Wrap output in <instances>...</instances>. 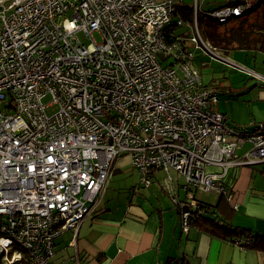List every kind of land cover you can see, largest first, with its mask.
I'll use <instances>...</instances> for the list:
<instances>
[{
  "label": "built area",
  "instance_id": "obj_1",
  "mask_svg": "<svg viewBox=\"0 0 264 264\" xmlns=\"http://www.w3.org/2000/svg\"><path fill=\"white\" fill-rule=\"evenodd\" d=\"M254 1L228 0L204 16L226 23ZM196 3L190 23L175 0H0V261L18 264L24 249L33 264H54L55 238L94 211L120 155L142 187L166 173L159 183L185 208V230L199 205L191 189L233 202L208 166L264 162V122L231 125L214 109L217 89L202 82L196 49L228 60L203 39ZM172 171L193 202L179 200Z\"/></svg>",
  "mask_w": 264,
  "mask_h": 264
},
{
  "label": "crops",
  "instance_id": "obj_2",
  "mask_svg": "<svg viewBox=\"0 0 264 264\" xmlns=\"http://www.w3.org/2000/svg\"><path fill=\"white\" fill-rule=\"evenodd\" d=\"M227 2L228 0H225L223 4ZM182 7L183 10L187 6ZM185 30L187 31L188 27ZM208 39L210 40L211 37ZM202 54L203 52L198 51L195 58V65L200 67L201 73L203 67L199 59L202 58ZM227 60L226 62L233 63ZM257 78L262 82L259 91L264 97V78L258 76ZM251 79L252 77L247 79L242 88H247ZM219 84L221 89L236 94L237 89L230 87V84ZM211 85H215L214 88L218 91V102L214 105V109L224 114L228 123L253 130L255 124L264 122V114L259 115V119L249 120L244 112L220 110L217 107L220 101L218 82H210L209 86ZM249 148L250 144L247 143L237 149V154L242 156ZM207 172L220 174L218 180L227 187L229 194L233 196V202L238 204L237 208L224 195L203 191L218 195V198L205 195L200 199L197 198L196 192L202 190L191 189L195 201L214 205L212 207L215 211L214 215L217 214L216 218L219 222H230L251 229L255 235H264V162L254 165H234L225 173L222 167L210 165L207 167ZM171 174L179 200H184V203L193 202L185 190L184 178L180 174L182 178L179 175L174 176L173 171ZM153 176V185L142 187L140 172L132 166L130 156L120 155L114 162L107 188L94 211L85 218L78 230L66 229L55 238L51 262L54 264H264V238L259 240V246L254 247V244H251L243 248L236 244L235 238L226 239L223 234L212 233L207 229L209 227L207 223L201 225L193 221L190 222L188 230H185L182 222V212L185 208L176 205L172 199L173 195L163 189L159 183L166 173L163 170H155ZM190 208L196 210L193 206ZM205 214L208 215L209 212Z\"/></svg>",
  "mask_w": 264,
  "mask_h": 264
},
{
  "label": "rangeland",
  "instance_id": "obj_3",
  "mask_svg": "<svg viewBox=\"0 0 264 264\" xmlns=\"http://www.w3.org/2000/svg\"><path fill=\"white\" fill-rule=\"evenodd\" d=\"M199 3L200 9L202 10H213L217 6L223 4L225 0H197ZM203 1V2H202ZM175 5L177 7L181 6H187V7H193L195 8V5H197L196 0H175ZM262 11V7L256 8L251 11V13L248 15L251 19H249V22L257 21L259 20L260 13ZM208 19V20H207ZM207 23H216L214 19H210L207 17ZM234 23V22H233ZM203 24V22H202ZM232 23H228L229 26ZM219 27V34H222L223 30L227 27L226 24H220ZM200 27V24H199ZM204 28V30H202ZM203 28L200 27L201 33L204 32L203 39H207L206 32H214V27L207 26L206 23L203 24ZM186 29V26L182 27H176V33H184ZM224 36V35H223ZM221 35V37H214L213 33L210 35L211 41L214 45H216L218 48V51L224 55V59H229L233 63L236 64L241 68H237L235 65H232L229 62H226V60H222L216 57H212L207 51L204 49H199L202 54V58L199 60L202 64V81L205 84H209L210 82H218V90L220 92V101L217 105V107L224 111L227 109H231L234 112H244L246 117L248 119H259V115L264 114V97L260 94V82L261 80L257 78L258 75L264 76V52L261 50L256 49H233L229 48V51H225L222 49L223 47H231L235 46L232 43H228L226 39H224ZM94 37L97 39V41H100V35L97 33H94ZM78 38L83 43H89L90 40L88 37H86L83 33L78 34ZM207 41V40H206ZM196 67L200 70V67L196 65ZM251 70V72H249ZM255 72L260 74H255ZM253 74V75H252ZM252 77L250 80V84H248L247 88H242V85L246 83V80ZM259 77V76H258ZM257 82V84H255ZM219 83H222V85L228 83L230 84V87H234L237 89L236 94L227 91L226 89H221V85ZM253 84H255L253 86ZM262 84V82H261ZM252 85V87H251ZM249 91H252L249 93ZM44 103H48L50 101V96L45 97ZM216 107V109H217ZM56 110V107H50L48 108V112H53ZM136 174V172H132ZM132 173L130 175L132 176ZM174 176H178L179 174L175 171H173ZM180 176V175H179ZM181 177V176H180ZM182 178V177H181ZM153 185V184H152ZM150 187V186H149ZM197 198L202 199V196L207 195L208 197L214 196V199L218 198V195H212V193H203V191H197L196 192ZM0 264H7V262L0 261Z\"/></svg>",
  "mask_w": 264,
  "mask_h": 264
},
{
  "label": "trees",
  "instance_id": "obj_4",
  "mask_svg": "<svg viewBox=\"0 0 264 264\" xmlns=\"http://www.w3.org/2000/svg\"><path fill=\"white\" fill-rule=\"evenodd\" d=\"M232 3H238L241 0H231ZM254 5L252 6L251 9H248L245 14H243L242 16H238L234 19H232L229 22L226 23H222L219 22L217 19H214L212 17H209L210 19H214V21L216 23H207L206 21L208 20L206 16H204V12H206L205 10H203V12H199L198 13V23L200 24V27L203 28V24L206 23L208 28L209 27H214V29L216 28V31H212L214 35V37H221V35L224 37V39H226V41L228 43H232L235 46H231V47H223L222 49L224 50H229V48H237V49H245V50H250V49H256V50H261L264 52V0H255ZM221 6V5H219ZM262 7V11L260 13V16L258 17L259 20L257 19V21H252L249 22V19H251L250 17H248V15L251 13L252 10L256 9V8H260ZM182 6L179 9V15L180 13H182V15H180L186 22H192L194 19V11H193V7H184V9L182 10ZM218 8V6L216 7ZM202 11V10H201ZM210 11V10H207ZM207 19V20H206ZM203 22V24H202ZM234 22V23H233ZM228 23H232L229 26L227 25ZM220 24H226L227 27L223 30L222 34H219V32H217V30L219 31V27L221 26ZM182 27V26H181ZM204 30V28L202 29ZM186 32V30H185ZM210 32V33H212ZM182 33H175L174 35L178 36L181 35ZM202 37L205 38L204 36V32L201 33ZM173 35V36H174ZM206 37L207 39L204 40H209L208 38H210L209 35V31L206 32ZM182 40V39H181ZM183 43L188 44L187 39L183 40ZM211 44L215 47H217L216 45H214L212 42ZM219 48V47H217ZM200 48L195 50V54H197ZM223 55V54H222ZM224 56V55H223ZM200 74H201V78H202V73L200 70ZM203 82V81H202ZM206 86H209V84H205ZM213 86V85H211ZM213 87H216L215 85ZM198 208L196 210H191V222L193 221H197V223L203 225L204 223L208 224V228L212 233H218V234H223L224 238H228V239H237V237L239 238L240 236H244L246 235V237H250L253 240L254 247L255 246H259V240L264 238V235H255L253 234L251 229L248 228H244L241 226H237V225H233L230 222H219L216 218L215 211H213L214 205L212 204H208V203H204V202H198ZM220 203V202H219ZM217 206V204H216ZM205 212H209V214H205ZM214 212V213H213ZM260 237V238H259ZM264 242V241H263ZM55 244V243H54ZM22 252V260L20 261V263L18 262V264H33L32 263V259L31 256L29 255V253L24 250L21 249ZM52 258V257H51Z\"/></svg>",
  "mask_w": 264,
  "mask_h": 264
}]
</instances>
